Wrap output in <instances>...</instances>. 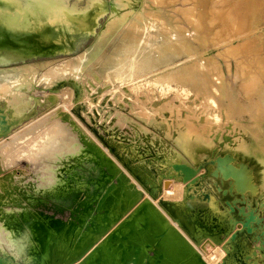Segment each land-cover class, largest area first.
Wrapping results in <instances>:
<instances>
[{
  "label": "bare ground",
  "instance_id": "bare-ground-1",
  "mask_svg": "<svg viewBox=\"0 0 264 264\" xmlns=\"http://www.w3.org/2000/svg\"><path fill=\"white\" fill-rule=\"evenodd\" d=\"M117 1L0 0V65L54 46L75 52L77 35ZM126 1L133 13L106 19L89 49L53 66L0 67V227L30 230L17 242L23 264H264V63L251 61L255 73L226 62L248 32L217 39L212 24L198 26L195 42L163 13L170 0ZM37 106L47 110L36 117ZM124 106L158 131L150 148L112 131ZM19 150L33 174L10 169ZM33 193L50 195L53 208L19 209ZM0 264L16 262L0 254Z\"/></svg>",
  "mask_w": 264,
  "mask_h": 264
},
{
  "label": "rangeland",
  "instance_id": "rangeland-1",
  "mask_svg": "<svg viewBox=\"0 0 264 264\" xmlns=\"http://www.w3.org/2000/svg\"><path fill=\"white\" fill-rule=\"evenodd\" d=\"M104 1H105L106 5H110V3L114 4V0H104ZM166 1H169V0H165V2ZM150 4L151 3L149 2L148 6H150ZM144 5H145L144 7H146L145 3H144ZM175 5H177V6H175ZM115 6H117L116 7L117 12L114 10L110 11V12H109V10L104 11V13L101 16H99L98 24L92 32L77 35V37H76V51L75 52L66 53L63 50L57 51L58 47L54 46L52 49L56 50V52L43 53V52L39 51V52L34 54L35 56L32 54V55L27 56L25 59L20 60V61H9L5 65H0V67L10 68V67H15V66L24 65V64H37L39 62H43L42 64L48 63L49 66H53L56 63L60 62V60L67 59V58H69V56L71 57L72 55L75 56V55L81 53L84 49H89L90 46L95 41V39L98 37V34L99 35L101 34V30H102L101 26L104 24L106 19L115 18V20H117V19L122 20L126 17V15L128 13H133L132 8L129 6L128 1H126V0H118L115 3ZM151 6H152V4H151ZM163 6L164 5L161 6V8L164 9L163 13L173 15L176 19H179L178 20L179 24H180V26H183V32H184L185 36L187 37V39H190L192 41H195L193 38L195 35H197V31L199 28L198 26H203V28H207L208 26H210L212 24L211 25V27H213L212 31L207 33V34L211 37H216L217 39L229 38V37H233V36L237 37L238 36V34H237L238 30L240 32H244V31L246 33L248 32L247 36H245L246 38L244 37L241 39L243 41L245 39L246 40L244 42L239 40V42H238L239 44H242V45H241V48L239 49L237 58H233V57H231V55L229 57H227L228 60H226V62L228 61L227 64L230 65L232 68L237 67L239 69V68H241V66L242 67L244 66L243 70L247 69V71L250 70V71L257 73L256 70H254V67L250 64L251 61L257 62L258 60H261L264 63V60H263L264 59V0H200V3H197V4H193L192 0H170V2L165 3V6L164 7ZM190 6H192V7H190ZM178 8H184L185 11L191 10L190 11L191 15H190L189 19H187L183 14L178 12L177 11ZM174 9H176V10H174ZM110 13H111V15H110ZM116 16L119 18H117ZM203 22H205V23H203ZM195 27H198V28H196L197 31L195 30ZM230 30H232V31L230 32ZM226 31H228V32H226ZM232 33H235V34H232ZM171 36L173 38H175L176 35L174 33H172ZM154 37H158V35H156ZM247 37H248V39H247ZM246 41H248V42H246ZM242 46H243V48H242ZM231 47H233V45ZM212 48H214V47H212ZM247 55H249V57ZM110 57H112V55H110ZM229 60H230V62H229ZM237 63H238V65H237ZM246 63H247V66H245ZM48 65L44 66V68L49 67ZM261 69H264V67H262ZM37 76H40V73H38ZM15 80H17V79H15ZM65 86H67V87L65 88ZM42 87H43L42 83L36 84V89H37L36 92L38 95L44 94V91H42L43 90ZM62 88L63 89L65 88L68 91L69 86H68L67 82L63 86H61L59 88L60 90H58V91L61 92L63 90ZM66 99H67V97H66ZM67 100L69 101V99H67ZM57 101H56L57 102L56 105L59 104L60 99ZM70 103L72 104V100L70 101ZM108 104H111V103H108ZM112 106H114V107H112ZM37 107H38L37 112L35 114L36 117L39 114H41L42 112L47 110V108L45 106H43V107L37 106ZM84 107H85V109H87V106H84ZM108 107L111 110L110 111L111 114H114L116 111L119 110L117 106L115 107V105H112V104L108 105ZM130 107L131 106H124L122 108V111H124V113H120L119 116L121 117V119H122V117L125 119V120H123L124 124L120 125L119 123H116L114 125V127H116V128L112 127V131L116 130V132L119 131V132L123 133L122 136L126 139V140L124 139L126 141V143L131 142L132 146L135 147L136 150L141 151L143 149L150 148L149 145L151 144V141H153V142L155 141L156 136L158 134V131L154 130L142 118L133 114ZM128 110H129V112H128ZM72 112L75 115V117L77 118L79 124L83 128H87L88 131L91 134H93L92 132H94V131L91 132V130L89 129L90 126L88 123L89 121H88L87 116H85L81 110H77V112L75 110H73ZM123 114H125L127 116V118H125L124 117L125 115H123ZM70 119H72V117H70ZM28 121H30V119ZM28 121H26V122H28ZM26 122L22 123L21 125L25 124ZM113 123H115V120L111 121L112 125H113ZM133 123L136 124L137 126L134 125ZM21 125H18L15 128H18ZM95 125L100 132H102L104 135H107V133L105 132V130H103V128L99 124V122L95 123ZM106 125H107V123H106ZM138 125L141 128V130L139 129ZM145 130H147V132ZM94 134H95V132H94ZM124 134H126V135L124 136ZM148 136H149V138H148ZM131 138L133 140H131ZM164 140L169 145H171L173 147L175 153L179 152L180 154H184L172 139H169V138L166 139L164 137ZM222 140L225 141V138L222 137ZM220 144H222V142ZM248 145H249V148L251 147L253 152L260 154L259 150L255 147L253 141H249ZM21 150H23L24 152L26 151L25 148H22ZM23 151L19 150V151H17L18 153L16 152L15 154H12L13 155L11 158L12 161H11V165L9 166L10 169H13L12 171L17 176H21L20 175V171L22 170L21 168H23V170L27 174H29V173L33 174L34 170H35V166H36L35 163L34 164L31 163L32 161H31L30 155L28 153L24 154ZM185 160L183 163L190 164L193 167L196 166L193 164L192 160L189 159L187 156H186ZM29 161H30V163H29ZM14 163L16 164V166ZM28 163L30 166L28 165ZM25 164L28 166H26ZM12 165H13V167H12ZM22 166H26L25 169ZM14 167H16V168H14ZM201 170H203V169H201ZM169 186H170V184L168 185V187ZM246 200H248V198ZM54 204H55V202L50 197V195H48L46 193H33L30 196H28L27 198H25L24 201H22V203L18 206V208L23 210V211H26V212H30L32 210L33 211L42 210V209H43L42 211H46V210L48 211L49 209L53 208L52 206ZM258 205L261 207V208L259 207L261 213L258 214V217L260 218V222L263 223V229H264V203L258 204ZM38 207H39V209H38ZM255 207L256 206H254L253 209ZM70 212H71L70 209H67V208L64 209V212L61 213L62 219L67 220V218L70 217ZM262 235H264V233H262ZM210 250L213 251L212 247H210L209 249L207 248L206 251L211 253Z\"/></svg>",
  "mask_w": 264,
  "mask_h": 264
},
{
  "label": "clouds",
  "instance_id": "clouds-1",
  "mask_svg": "<svg viewBox=\"0 0 264 264\" xmlns=\"http://www.w3.org/2000/svg\"><path fill=\"white\" fill-rule=\"evenodd\" d=\"M27 228H8L0 227V254L8 256L16 264H23L17 248V242L24 238ZM31 240V238H29ZM25 254H31V243L25 249Z\"/></svg>",
  "mask_w": 264,
  "mask_h": 264
}]
</instances>
